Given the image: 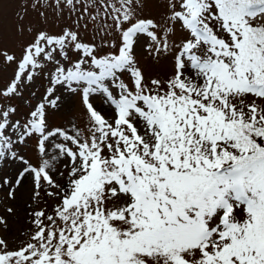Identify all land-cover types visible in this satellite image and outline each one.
<instances>
[{"label": "snow or ice", "instance_id": "6c2138e0", "mask_svg": "<svg viewBox=\"0 0 264 264\" xmlns=\"http://www.w3.org/2000/svg\"><path fill=\"white\" fill-rule=\"evenodd\" d=\"M6 2L0 173L15 171L0 190L30 183L36 206L56 203L28 205V240L0 238V264H264V0H32L43 26L16 25L31 37L19 55L3 46ZM41 8L71 23L50 31ZM137 49L170 60L168 77ZM73 98L84 126L51 125Z\"/></svg>", "mask_w": 264, "mask_h": 264}, {"label": "rangeland", "instance_id": "374dc122", "mask_svg": "<svg viewBox=\"0 0 264 264\" xmlns=\"http://www.w3.org/2000/svg\"><path fill=\"white\" fill-rule=\"evenodd\" d=\"M32 0H7V2L3 6L2 12V27L4 32V42L3 46L8 48L9 51L15 52L19 55L20 52V44L27 42L31 39L30 36L25 33L23 37L19 36L16 32V25L18 23H23L24 25L34 24L43 26L41 24V18L38 15V12L31 7ZM24 3L28 4L27 12L24 14V20L18 21L16 18V13L19 9H21ZM40 11H45L46 15L49 17V22L47 27L50 31H56L58 26H62L64 23H71V21L65 16L64 20H55V24L53 20L55 19L54 13L51 8L44 9L41 8ZM154 14L155 11H154ZM87 20V17L85 18ZM85 21H81L83 24ZM92 24L89 23V30L85 31L81 28V35L89 39L91 38ZM138 58L141 60V63L146 66L147 74L156 76L161 79H166L171 72V63L170 60L164 59L161 60L158 64H153L150 61H145L143 58V54L137 49ZM15 65L4 67L0 66V87L5 86L8 81L12 78L14 73ZM46 83V82H45ZM38 88L37 94L34 98H32L31 103L34 105L43 95L44 88L40 86V81H37L35 88L29 89L25 92V96L27 97L31 91L36 90ZM65 96L68 94L65 93ZM249 102L251 101V97L248 98ZM258 103L260 101H257ZM14 103L19 104L20 101H14ZM93 103L97 107L98 110L102 111V113L106 117L111 116V112L105 108V106L99 101L94 100ZM29 109L27 105H21L20 112L25 113ZM70 120H74L80 127L84 126L85 120L83 117V109L79 103L78 98H73L70 101H67L64 106L60 109V111H53L49 116V122L53 126H68V122ZM33 143L29 141V144ZM29 159H31L34 163L36 157L29 147L25 150L24 153ZM15 171L14 168H4L3 173L0 175H12ZM32 192L31 185L25 184L23 187L19 188L16 191L15 199H9L7 196V189L0 190V217H3L7 220L8 227L4 229L3 226H0V238H3L8 242L9 249H15L19 247L22 242H26L28 240V229L31 227L28 222L27 212L30 211L28 208L29 204H33L34 207L38 208H47L48 211H51L52 205L56 203L52 198L47 197L43 192L41 194L40 204L36 206L32 201ZM46 202V203H45ZM11 207L13 208V214H9L7 209Z\"/></svg>", "mask_w": 264, "mask_h": 264}]
</instances>
